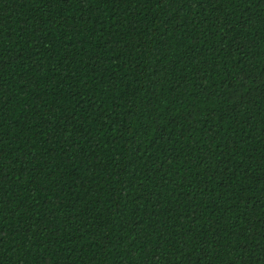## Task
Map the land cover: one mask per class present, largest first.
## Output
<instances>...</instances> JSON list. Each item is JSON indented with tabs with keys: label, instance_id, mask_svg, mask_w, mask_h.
<instances>
[{
	"label": "trees",
	"instance_id": "16d2710c",
	"mask_svg": "<svg viewBox=\"0 0 264 264\" xmlns=\"http://www.w3.org/2000/svg\"><path fill=\"white\" fill-rule=\"evenodd\" d=\"M88 9L0 0V264H264V0Z\"/></svg>",
	"mask_w": 264,
	"mask_h": 264
},
{
	"label": "snow or ice",
	"instance_id": "6c2138e0",
	"mask_svg": "<svg viewBox=\"0 0 264 264\" xmlns=\"http://www.w3.org/2000/svg\"><path fill=\"white\" fill-rule=\"evenodd\" d=\"M64 2H67V0H64ZM77 3L81 6L82 9V15L84 14V11L88 10V5L89 3H98V0H77ZM9 63H11V61H9ZM6 95V93H0V99L3 98V96ZM3 107H6V105L0 106V110H2ZM0 123H2V121H0ZM2 235V234H0ZM2 242V241H0Z\"/></svg>",
	"mask_w": 264,
	"mask_h": 264
}]
</instances>
